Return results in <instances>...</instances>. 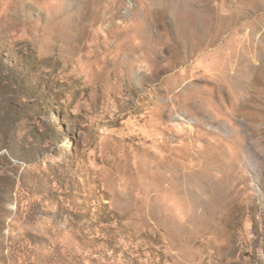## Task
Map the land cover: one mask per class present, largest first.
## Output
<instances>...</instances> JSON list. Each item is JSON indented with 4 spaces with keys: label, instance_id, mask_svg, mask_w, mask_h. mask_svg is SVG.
<instances>
[{
    "label": "rangeland",
    "instance_id": "1",
    "mask_svg": "<svg viewBox=\"0 0 264 264\" xmlns=\"http://www.w3.org/2000/svg\"><path fill=\"white\" fill-rule=\"evenodd\" d=\"M0 264H264V0H0Z\"/></svg>",
    "mask_w": 264,
    "mask_h": 264
}]
</instances>
